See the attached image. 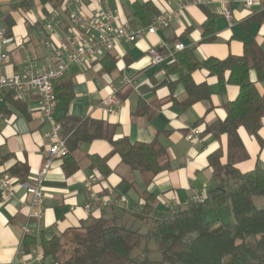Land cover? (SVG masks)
I'll use <instances>...</instances> for the list:
<instances>
[{"label": "crops", "instance_id": "crops-1", "mask_svg": "<svg viewBox=\"0 0 264 264\" xmlns=\"http://www.w3.org/2000/svg\"><path fill=\"white\" fill-rule=\"evenodd\" d=\"M206 1L196 5L194 0H104L100 4L95 0H63L54 8L49 0H0V27L7 29L12 38L8 46L10 59L0 70V76L20 73L28 67L38 70L51 65L57 43L66 34L76 31L67 10L77 9L85 16L99 8L108 10L114 16V25L124 27L147 26L154 16L164 11L179 13L177 19L155 34L145 35L133 43L118 41L113 50L93 60L84 61L80 66L69 64L64 77L73 83V98L66 106L57 105L53 114L60 124L66 118L102 121L112 128L113 140L126 138L131 143L143 144L155 141L166 151L168 170L145 186L137 172L122 165L117 155H110V144L99 139L81 144L72 153L77 166L72 172H66L61 159H53L41 180L44 198L38 222L27 221L24 206L29 197L17 185L11 200L6 201L0 193V264H57L52 253H43L38 241L29 246L28 252L22 249L25 224L31 229L27 236L35 240L61 236L100 217L146 231L147 221L142 214L146 208L144 194L151 196L149 218H160L166 210L185 209L192 195L212 185V169L207 157L220 149L221 162H226V137L202 134L197 142L190 143L185 135L190 126L198 128L199 125L203 131L205 126L223 120V104L236 98L238 88L228 85L221 95L217 79L207 71L196 69L189 73L180 60L172 64L174 57H168L160 66H151L146 54L150 47L161 49L165 44L171 48L176 42L184 45L178 55L191 51L199 62L241 56L244 43L250 42L264 52V11L260 4L246 8L244 0ZM134 3L150 4L146 24L133 15ZM225 8L230 12L229 20L223 15ZM51 16L55 19L53 30L47 32L43 25ZM206 24L211 31L207 35L210 41L204 40L202 35ZM110 62H115V67L108 71L104 67ZM188 74L195 85L207 84L210 96L183 108L180 103L186 100L187 93L181 79ZM121 76L133 79L134 86L121 87ZM249 78L256 81L253 71ZM256 88L262 93L264 82L256 83ZM113 90H116L119 106L107 113L102 101ZM39 110V98L33 92L21 96L4 94L0 102V159L10 157L0 164V176L19 181L10 170L20 166L26 170L27 179L38 178L47 158L48 131ZM237 133L245 156L236 161L235 168L241 173L256 165L264 168V119L258 131L261 142L242 128ZM91 156L108 158L110 173L107 177L102 178L96 168L90 167ZM111 193L118 202L91 214L82 209L91 194Z\"/></svg>", "mask_w": 264, "mask_h": 264}, {"label": "trees", "instance_id": "trees-1", "mask_svg": "<svg viewBox=\"0 0 264 264\" xmlns=\"http://www.w3.org/2000/svg\"><path fill=\"white\" fill-rule=\"evenodd\" d=\"M49 1L57 8L63 0ZM150 9L148 3L132 4L133 15L145 24L146 12ZM208 26L204 25L202 31L206 41L211 40L207 37L211 33ZM5 30L9 36V31ZM173 59V65L180 60L189 73L203 69L215 77L221 95L228 85L238 88L236 98L223 104V120L205 126L203 131L198 125L200 135L211 134L216 138L224 135L227 141L225 163L221 162L223 153L220 149L207 157L212 169V185L206 188L204 200L201 203L190 201L183 210H166L160 218H149L151 196L144 194L146 208L142 214L147 221L144 234L139 229L119 226L100 217L49 240L26 236L22 243L25 252L38 241L43 253H52L57 264H264V206L259 208L254 201L255 198L264 201V168L256 165L241 173L234 166L244 155L238 129H244L260 141L258 131L264 119V91L259 93L256 83L264 82V52L250 42L244 43L243 54L238 57L208 58L199 62L191 51H184L180 55L174 54ZM114 67L115 62H110L104 68L111 71ZM251 71L255 73V82L249 78ZM181 80L187 93L186 100L180 103L183 108L209 98L207 84L195 85L189 74ZM53 90L56 106H66L73 98L70 79L63 77L55 81ZM8 94L15 96L12 92ZM61 125L62 138L68 149V155L61 159L66 172L77 168L72 153L81 144L98 139L107 141L111 146L110 155H117L122 165L137 172L144 179L145 186L169 168L165 149L155 141L143 144L131 143L126 138L113 140L112 128L91 119L66 118ZM8 157L10 155L3 156L0 164ZM107 159L90 157V167L96 168L102 178L110 173ZM10 171L19 181L28 178L23 167L16 166ZM225 208L231 213L232 223H224L220 217L213 221L205 219L208 211L218 212ZM67 236L69 239L65 240ZM148 241L154 243L158 259H149V250L142 247L143 242ZM135 250L140 254L132 256Z\"/></svg>", "mask_w": 264, "mask_h": 264}, {"label": "built area", "instance_id": "built-area-1", "mask_svg": "<svg viewBox=\"0 0 264 264\" xmlns=\"http://www.w3.org/2000/svg\"><path fill=\"white\" fill-rule=\"evenodd\" d=\"M97 3L104 0H95ZM207 3L206 0H194L193 4L201 5ZM255 3L261 5L264 11V0H244L243 5L246 8L252 7ZM68 17L74 28L75 33H68L61 42H58L53 49L54 61L51 65L43 66L38 70L28 67L20 73H13L8 76H0V102L6 92H12L15 96L35 93L39 98V111L41 119L48 125L46 133L47 140V158L40 168L37 179H27L25 181H14L12 178L0 176V193L8 201L14 196V186H18L28 195L29 201L25 204L27 221L38 222L43 212V189L41 180L51 166L53 159H62L68 155V149L65 139L61 136V124L54 120L53 114L56 109V98L53 90V83L62 79L68 65L74 63L80 66L84 61L93 60L102 53L110 52L118 41L137 42L145 35L155 34L157 30L167 27L179 16L174 11H164L154 16L147 26L124 27L114 25V16L108 10L97 9L91 15L85 16L74 10H67ZM223 15L229 20L230 12L225 8ZM54 17L51 16L44 30L52 32ZM12 38L6 34V30L0 27V70L9 62L8 46ZM161 49L150 47L147 49L151 66H160L164 64L167 58H173L174 54L184 50V45L180 42L173 44L171 48L162 45ZM165 52V53H163ZM121 87H133L134 80L121 76L119 80ZM113 90L103 101L102 105L106 107L107 113H112L118 109L119 100ZM185 139L190 143H195L199 139L200 131L196 127H188ZM205 197V190L192 195L191 202L201 203ZM118 202L113 193L106 196L91 194L89 201L85 202L82 209L91 214L104 207ZM124 206V204H121ZM22 243L24 238L31 233L28 224L22 227ZM23 249V246H22ZM23 254V250H19Z\"/></svg>", "mask_w": 264, "mask_h": 264}, {"label": "rangeland", "instance_id": "rangeland-1", "mask_svg": "<svg viewBox=\"0 0 264 264\" xmlns=\"http://www.w3.org/2000/svg\"><path fill=\"white\" fill-rule=\"evenodd\" d=\"M251 76H253V73H251ZM244 156L245 155L241 156L239 158V160H242V158H244ZM254 201L259 208L264 206V201L262 198H255ZM218 217H220L224 223H232L233 222V218L231 217V213H230L229 209H227V208H225L221 211H218V212H215L214 210L208 211L205 215V219L209 220V221L216 220V219H218ZM117 225L120 226L121 224H117ZM141 233L144 234L145 230L144 229L141 230ZM67 239H69V236H67L65 240H67ZM142 247H145L149 250V254H148L149 259H158L159 258V254H158V252H156L155 245L152 241L143 242ZM137 254H140L139 250H135L132 253V256H135Z\"/></svg>", "mask_w": 264, "mask_h": 264}]
</instances>
